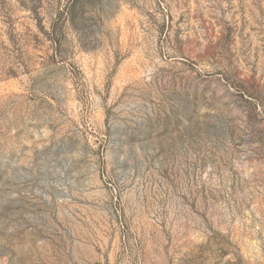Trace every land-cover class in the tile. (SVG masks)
<instances>
[{
  "label": "rangeland",
  "instance_id": "rangeland-1",
  "mask_svg": "<svg viewBox=\"0 0 264 264\" xmlns=\"http://www.w3.org/2000/svg\"><path fill=\"white\" fill-rule=\"evenodd\" d=\"M0 264H264V0H0Z\"/></svg>",
  "mask_w": 264,
  "mask_h": 264
}]
</instances>
